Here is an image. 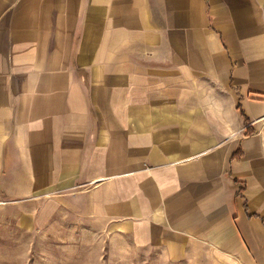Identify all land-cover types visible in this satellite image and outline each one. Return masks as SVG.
Returning a JSON list of instances; mask_svg holds the SVG:
<instances>
[{
    "label": "crops",
    "instance_id": "obj_1",
    "mask_svg": "<svg viewBox=\"0 0 264 264\" xmlns=\"http://www.w3.org/2000/svg\"><path fill=\"white\" fill-rule=\"evenodd\" d=\"M5 208L264 264V0H0Z\"/></svg>",
    "mask_w": 264,
    "mask_h": 264
},
{
    "label": "rangeland",
    "instance_id": "obj_2",
    "mask_svg": "<svg viewBox=\"0 0 264 264\" xmlns=\"http://www.w3.org/2000/svg\"><path fill=\"white\" fill-rule=\"evenodd\" d=\"M10 216L0 210V264H177L65 214L33 231L21 230Z\"/></svg>",
    "mask_w": 264,
    "mask_h": 264
}]
</instances>
